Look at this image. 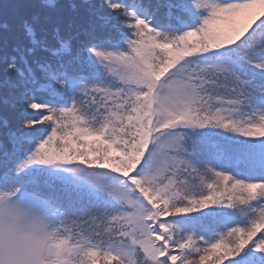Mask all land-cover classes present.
<instances>
[{
    "label": "snow or ice",
    "instance_id": "snow-or-ice-1",
    "mask_svg": "<svg viewBox=\"0 0 264 264\" xmlns=\"http://www.w3.org/2000/svg\"><path fill=\"white\" fill-rule=\"evenodd\" d=\"M4 189L54 264H264V0H4Z\"/></svg>",
    "mask_w": 264,
    "mask_h": 264
},
{
    "label": "clouds",
    "instance_id": "clouds-1",
    "mask_svg": "<svg viewBox=\"0 0 264 264\" xmlns=\"http://www.w3.org/2000/svg\"><path fill=\"white\" fill-rule=\"evenodd\" d=\"M58 251L47 211L18 190H0V264H54Z\"/></svg>",
    "mask_w": 264,
    "mask_h": 264
},
{
    "label": "trees",
    "instance_id": "trees-1",
    "mask_svg": "<svg viewBox=\"0 0 264 264\" xmlns=\"http://www.w3.org/2000/svg\"><path fill=\"white\" fill-rule=\"evenodd\" d=\"M3 2H4V0H0V3H3ZM10 2H15V0H10ZM224 264H226V260H225Z\"/></svg>",
    "mask_w": 264,
    "mask_h": 264
}]
</instances>
